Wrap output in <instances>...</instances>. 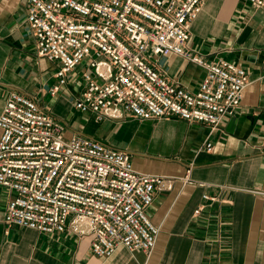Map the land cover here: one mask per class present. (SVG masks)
<instances>
[{
	"label": "built area",
	"instance_id": "2783aa9c",
	"mask_svg": "<svg viewBox=\"0 0 264 264\" xmlns=\"http://www.w3.org/2000/svg\"><path fill=\"white\" fill-rule=\"evenodd\" d=\"M205 1L26 0L25 23L37 57L58 66L51 94L72 78L80 84L77 113L99 123L176 117L206 125L211 137L241 108L250 77L242 65L210 60L192 48L191 28ZM240 1L264 11V0ZM172 54L205 70L196 90L154 66L157 57ZM0 131V187L10 194L8 228L89 238L92 253L103 259L122 247L151 256L160 227L149 208L176 178L141 172L127 151L94 138H67L64 122L16 90L0 114ZM213 147L208 139L203 148L211 152ZM189 174L179 179L191 184ZM205 199L210 206L230 203ZM207 206L194 216H202Z\"/></svg>",
	"mask_w": 264,
	"mask_h": 264
},
{
	"label": "crops",
	"instance_id": "0c3cea01",
	"mask_svg": "<svg viewBox=\"0 0 264 264\" xmlns=\"http://www.w3.org/2000/svg\"><path fill=\"white\" fill-rule=\"evenodd\" d=\"M25 2L0 0V114L9 93L19 91L64 122L67 138H94L127 151L137 170L176 180L171 190L156 194L149 208L160 227L151 256L122 247L108 259L94 256L89 238L70 232L45 236L8 228L4 215L10 194L0 187V264H264V11L240 0H206L192 25L195 51L240 64L250 77L237 114L209 137L206 125L176 117L99 123L76 112L71 118L80 88L70 82L51 94L58 66L37 57ZM154 66L191 91L205 74L175 54L157 57ZM208 139L211 152L203 148ZM188 171L191 184L179 179ZM206 195L230 203L210 206ZM201 205L208 206L195 217Z\"/></svg>",
	"mask_w": 264,
	"mask_h": 264
},
{
	"label": "rangeland",
	"instance_id": "374dc122",
	"mask_svg": "<svg viewBox=\"0 0 264 264\" xmlns=\"http://www.w3.org/2000/svg\"><path fill=\"white\" fill-rule=\"evenodd\" d=\"M74 82H75V79L72 78V80H71V84H73L75 87H76V86H80V84L77 85V84H74ZM80 83H81V82H80ZM75 115H77V113H76V111L73 109L72 112H71V116H70V117L73 118V116H75Z\"/></svg>",
	"mask_w": 264,
	"mask_h": 264
}]
</instances>
